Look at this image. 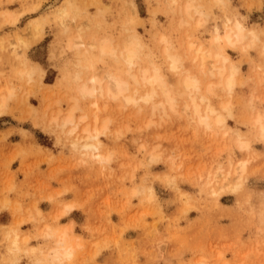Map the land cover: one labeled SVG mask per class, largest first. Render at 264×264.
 <instances>
[{
	"label": "rangeland",
	"instance_id": "1",
	"mask_svg": "<svg viewBox=\"0 0 264 264\" xmlns=\"http://www.w3.org/2000/svg\"><path fill=\"white\" fill-rule=\"evenodd\" d=\"M68 1L0 0V90L13 92L0 116V264H264V138L254 123L264 115V0H195L199 12L187 22L169 0ZM135 14L139 21L129 25ZM236 21L246 28L243 42L213 44L214 29L223 36ZM126 28L144 45V66L158 67L175 92L186 72L203 93L214 79L209 65L193 61L189 43L229 58L238 69L233 91L208 97L216 109L227 101L223 127L187 119L188 99L178 93L177 112L167 118L100 98L97 117L110 120L100 136L109 162L73 149L50 125L56 111L67 110L56 81L76 69L70 38L80 31L86 43L117 40ZM166 46L180 55L178 73ZM28 64L42 70L32 80L20 75ZM109 66L123 71L100 59L96 73ZM82 108L92 111L90 101ZM69 204L72 211L61 215ZM64 231L71 256L56 261L48 251ZM14 234L26 238L20 251L12 250Z\"/></svg>",
	"mask_w": 264,
	"mask_h": 264
},
{
	"label": "bare ground",
	"instance_id": "2",
	"mask_svg": "<svg viewBox=\"0 0 264 264\" xmlns=\"http://www.w3.org/2000/svg\"><path fill=\"white\" fill-rule=\"evenodd\" d=\"M180 1L169 0L168 8L173 14H181L187 22L199 12V6L195 4V0H187L184 5H180ZM68 3L72 6L70 0ZM60 16L62 18L68 16L64 7L60 11ZM8 20L14 23L16 18L8 15ZM135 21H139L136 14L134 18L133 16L130 17L128 24H134ZM34 29L38 31V22L34 23ZM126 31L127 34L117 40L111 36H102L98 40L92 37L90 38V43H86L82 42L83 37L80 31L70 38L72 42L70 49L78 57L74 64L76 69L71 75L69 73L62 74L56 81L58 86L64 90L67 110L64 113L60 110L56 111L50 118V125L58 133L66 135L71 139L73 149L81 151L83 155H89L99 162H109L111 155L101 152L102 144L100 142V136L107 131L110 120H103L100 123L97 117V113L101 110L97 104L100 98L121 102L125 107L142 105L141 109L144 112L146 106L150 110V116L156 115L160 118H167L171 113L174 114L177 112L179 101L177 99L178 93L181 94L180 97L185 96L188 99V102L184 104L183 108V113L188 117L187 119L205 128H211L213 124L224 126L225 120L221 112L227 111L228 103H225L227 101L220 104V107L216 109L209 103L208 97L215 90H222L227 94L233 91L238 69L231 63L227 65L229 58L226 55L216 52L212 54L209 51L206 52L199 44L194 46L195 44L189 43L187 50L194 52L195 56L193 57V61H198L201 67L209 65L208 73H206L214 79L213 81H207L208 83L205 85V92L203 93L199 80L195 76H192L191 73L186 72L183 75L181 74L180 82L177 85L179 90L175 92L170 87V84L167 83L158 67L155 65L151 67L144 66L142 60L144 45L140 37L136 32L130 31L129 28H126ZM214 31L213 44L219 45L220 43H225L235 48L243 42L246 28L240 22L236 21L233 26L228 24L225 26L223 36H220L217 28ZM249 32L254 33L252 31ZM24 46H26V43H24ZM217 49L218 46H216ZM163 53L169 61L170 70L178 73L181 62L180 55L176 52L171 53L168 46L164 48ZM96 59L97 61L102 59L114 62L118 66H123V71L121 72L118 68L112 70L109 66L103 72V75L99 76L95 69ZM41 71L38 66L35 67L28 64L25 72L20 75H24L28 80H32L33 76ZM12 95L13 92L11 89L5 88L0 90V116L3 113L7 100ZM85 100L86 102L90 101L92 111L82 108ZM203 104L204 108H202ZM106 107L107 105L104 106V109ZM77 113L79 114L78 116ZM137 115L138 113L134 116L137 117ZM152 123L153 121H148L149 125ZM254 123L259 129V134L264 138V115H257ZM144 126L145 124L142 127ZM237 139L241 149L248 148V142L240 140L238 134ZM151 159H153V156H151ZM244 169L245 163L240 162L237 171L239 177L236 179L241 178L240 176L243 174ZM136 193V191H132V194ZM73 206L71 204L65 205L61 215L70 213ZM13 207L17 208V204L14 203ZM42 234L44 238L49 239L53 237L49 229L42 232ZM66 237L67 234L64 231L58 236L55 242L53 241L55 247L48 251L49 256L53 260L58 261L61 257L71 256V249L66 246ZM18 240L26 241V238H20L17 234H14L12 250L20 251Z\"/></svg>",
	"mask_w": 264,
	"mask_h": 264
}]
</instances>
